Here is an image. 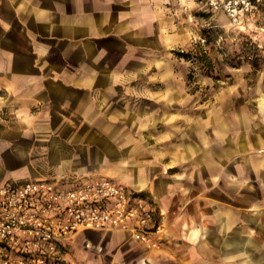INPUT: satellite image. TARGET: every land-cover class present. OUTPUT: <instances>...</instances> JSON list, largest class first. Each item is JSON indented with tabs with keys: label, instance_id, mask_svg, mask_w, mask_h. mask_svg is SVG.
<instances>
[{
	"label": "crops",
	"instance_id": "0c3cea01",
	"mask_svg": "<svg viewBox=\"0 0 264 264\" xmlns=\"http://www.w3.org/2000/svg\"><path fill=\"white\" fill-rule=\"evenodd\" d=\"M180 20L175 0H0V186L107 178L163 213L154 250L101 231L143 264H264V96L185 145Z\"/></svg>",
	"mask_w": 264,
	"mask_h": 264
},
{
	"label": "rangeland",
	"instance_id": "374dc122",
	"mask_svg": "<svg viewBox=\"0 0 264 264\" xmlns=\"http://www.w3.org/2000/svg\"><path fill=\"white\" fill-rule=\"evenodd\" d=\"M175 1L183 41L168 52L167 78L182 84L181 109L193 118L185 119L184 144L218 143L214 130L224 126L225 116H255L264 96V11L233 25L204 0ZM144 253L116 233L94 232L73 237L50 264H143Z\"/></svg>",
	"mask_w": 264,
	"mask_h": 264
},
{
	"label": "built area",
	"instance_id": "2783aa9c",
	"mask_svg": "<svg viewBox=\"0 0 264 264\" xmlns=\"http://www.w3.org/2000/svg\"><path fill=\"white\" fill-rule=\"evenodd\" d=\"M264 0H207L233 25L251 17ZM144 203L131 204L128 194L110 179L68 188L35 180L0 186V264H50L58 250L83 231H120L145 249L159 245L162 227Z\"/></svg>",
	"mask_w": 264,
	"mask_h": 264
}]
</instances>
